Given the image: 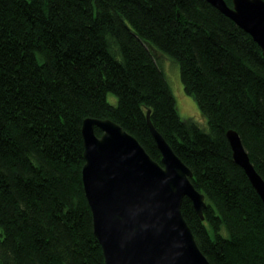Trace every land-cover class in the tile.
I'll return each mask as SVG.
<instances>
[{"label": "trees", "instance_id": "trees-1", "mask_svg": "<svg viewBox=\"0 0 264 264\" xmlns=\"http://www.w3.org/2000/svg\"><path fill=\"white\" fill-rule=\"evenodd\" d=\"M159 53L208 127L180 115ZM149 111L205 194L204 219L189 197L182 213L211 264H264V201L227 137L264 178L263 51L207 0H0V264H106L83 121L112 119L161 162Z\"/></svg>", "mask_w": 264, "mask_h": 264}, {"label": "water", "instance_id": "water-1", "mask_svg": "<svg viewBox=\"0 0 264 264\" xmlns=\"http://www.w3.org/2000/svg\"><path fill=\"white\" fill-rule=\"evenodd\" d=\"M250 33L264 56V0H207ZM148 125L162 153L161 162L111 119L83 123L82 178L94 230L106 264H211L182 213L189 197L204 219L205 194L193 184L190 167L154 126ZM103 134L98 136L95 127ZM235 161L244 168L264 201V178L251 162L240 134L227 131Z\"/></svg>", "mask_w": 264, "mask_h": 264}, {"label": "rangeland", "instance_id": "rangeland-1", "mask_svg": "<svg viewBox=\"0 0 264 264\" xmlns=\"http://www.w3.org/2000/svg\"><path fill=\"white\" fill-rule=\"evenodd\" d=\"M158 58L161 60V65L170 82L180 115L183 118H192L199 122L202 126L208 127V122L203 116L196 99L185 91L178 63L174 62L170 57L163 53H159ZM110 99L111 101H115V97L113 95Z\"/></svg>", "mask_w": 264, "mask_h": 264}, {"label": "bare ground", "instance_id": "bare-ground-1", "mask_svg": "<svg viewBox=\"0 0 264 264\" xmlns=\"http://www.w3.org/2000/svg\"><path fill=\"white\" fill-rule=\"evenodd\" d=\"M210 3V2H209ZM87 118H89V117H87ZM86 119V118H85ZM84 119V120H85ZM100 119H106V118H100ZM107 119H110V118H107ZM112 120V119H111ZM83 123H84V121H83ZM117 123V122H116ZM118 124V123H117ZM121 126V125H120ZM149 126V125H148ZM97 127V126H96ZM95 127V128H96ZM122 127V126H121ZM99 128V127H98ZM127 131V130H126ZM96 132V131H95ZM82 134H83V126H82ZM103 134V133H102ZM99 136V135H98ZM101 136V135H100ZM83 140H84V135H83ZM84 148H85V146H84ZM233 150V149H232ZM85 153V152H84ZM234 157V156H233ZM235 160V159H234Z\"/></svg>", "mask_w": 264, "mask_h": 264}]
</instances>
